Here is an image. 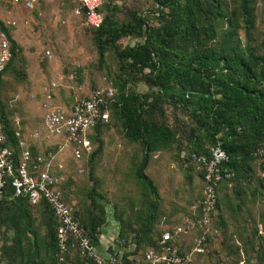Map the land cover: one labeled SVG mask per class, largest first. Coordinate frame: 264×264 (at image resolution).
<instances>
[{
	"label": "trees",
	"instance_id": "obj_1",
	"mask_svg": "<svg viewBox=\"0 0 264 264\" xmlns=\"http://www.w3.org/2000/svg\"><path fill=\"white\" fill-rule=\"evenodd\" d=\"M153 2L157 25L151 24L144 13L136 11H128L127 20L119 22L114 18L118 7L112 0L99 8L103 13L101 25L90 27L98 61L102 62L105 52L111 50L119 74L111 82L116 92L104 106L109 111V119L97 123L88 135L93 149L84 158L92 164L100 154L103 143L100 134L114 119L120 123L124 136L140 148L133 176L143 186L141 196L134 204V213L127 217L115 215L119 221L116 238L127 264H142L135 254L154 244L161 232L160 228L155 231L160 212L158 190L145 172L154 152L173 151L179 162L188 164V169L201 181V171L195 170L191 153H207L210 146L220 144L229 155L226 166L233 172L234 187L246 185L243 180L251 178L254 161L259 165L257 174L261 185L264 181L259 175V171L264 170V163H259L252 155L257 146L264 144V55L253 43L258 0H236L232 8L223 0ZM9 30L7 28L12 55L4 71L0 72V87L2 75L13 69L20 50ZM239 30L243 31V36ZM127 36L135 37L137 41L121 46L119 40ZM130 79L133 83L143 80L146 90H126ZM166 104L175 110L174 113L179 111L188 115L187 126L180 124L176 117L173 124L167 122ZM0 112L8 144L16 149L18 156L14 127L1 99ZM31 150L37 151L32 145ZM226 184L227 181L220 182L218 194ZM67 186L68 182L64 181L61 189L64 199L71 202ZM96 188L94 183L86 194L90 203L79 210L72 206V212L97 246L101 243L106 211L103 204L98 203L101 195ZM238 188L236 194L240 195ZM11 191L9 187L6 196L0 199V226L4 225L0 263L95 264L70 248L66 252L60 251L56 240L59 222L45 200L32 206L27 197H9ZM252 191L256 193V189ZM202 196L203 188L196 201ZM219 202L220 195L217 210L220 209ZM32 209L37 210L38 222ZM218 214L215 225L220 230L227 224ZM9 231L11 235L7 234ZM253 233L262 240L259 262L264 264V223ZM233 251H238V247Z\"/></svg>",
	"mask_w": 264,
	"mask_h": 264
},
{
	"label": "rangeland",
	"instance_id": "obj_2",
	"mask_svg": "<svg viewBox=\"0 0 264 264\" xmlns=\"http://www.w3.org/2000/svg\"><path fill=\"white\" fill-rule=\"evenodd\" d=\"M223 1L230 8L236 4V0ZM113 4L118 7L114 18L119 22L127 20L128 11H136L144 13L151 24H158L153 0H113ZM78 9L79 0H38L32 11L16 4L4 8L0 3V19L16 23L10 28L11 36L20 48L13 69L2 75L0 99L11 125L20 130L33 149L56 153V163L62 164L56 169L68 182L74 208L79 210L90 203L86 194L89 187L96 184L101 195L98 203L103 204L106 211L101 233L109 236L101 239L105 246L108 244L110 247L119 230L115 215L127 217L134 213V204L143 190L142 184L133 176L134 164L140 158L139 146L124 136L120 123L114 119L103 128L101 152L89 164L87 158L75 160L65 140L51 134L43 120L52 106L69 109L76 98L99 85L115 81L119 74L118 63L111 50L105 52L102 62L98 61L93 31L84 24ZM239 34L243 36V31L239 30ZM253 37L254 45L264 55V0L256 3ZM136 41L137 38L127 36L119 43L125 46ZM146 88L143 80L133 83L130 79L126 85V90L138 92H144ZM165 111L169 124L177 118L180 124L187 126V114L174 113L168 104ZM36 132L38 134L34 135ZM187 166L179 162L173 151L154 152L150 156L145 172L156 185L159 195L160 212L155 231L180 220L201 196L200 178L193 175ZM253 167L251 178L243 180L246 185L237 187L240 195L236 194L237 188L233 183L222 187L216 217L220 213L227 226L220 228L218 238L208 244L206 252L196 256L191 264H261L259 250L262 240L253 232L264 223V181L261 185L256 161ZM32 214L38 222L37 210L32 209ZM3 232L4 225H1L0 238ZM7 234L11 235V231ZM235 247L238 251H233ZM142 250L134 257L140 259Z\"/></svg>",
	"mask_w": 264,
	"mask_h": 264
},
{
	"label": "built area",
	"instance_id": "obj_3",
	"mask_svg": "<svg viewBox=\"0 0 264 264\" xmlns=\"http://www.w3.org/2000/svg\"><path fill=\"white\" fill-rule=\"evenodd\" d=\"M38 0H0L4 8L13 4L21 5L32 11ZM112 0H79L78 13H83L84 24L88 27H99L103 21V13L99 8ZM1 20V19H0ZM16 23L4 21L0 23V72L4 71L12 52L7 28ZM11 33V29L9 30ZM116 92L111 82L99 85L88 94L79 96L67 109L52 106L44 114V125L53 135L62 137L71 148L75 160L89 154L93 144L89 134L97 123H105L109 119V111L105 102ZM18 123V119H16ZM36 132L34 135H37ZM18 156L15 148L8 144L0 112V199L9 197H27L30 205L35 206L45 200L51 207L59 224L56 231L57 245L61 252L72 249L74 252L93 260L95 264H127L122 258L119 240L114 237L111 250L104 251L94 245L73 216L72 204L63 197L61 189L65 176L58 174L56 167L62 164L55 161V152H32L31 145L19 129H14ZM252 155L259 163H264V144L257 146ZM190 158L195 170L201 171L203 196L190 205L189 210L180 220L171 226L161 228L155 243L141 251L142 264H191L196 256L203 255L210 240L215 241L220 230L215 225L218 187L221 181L231 184L233 172L226 163L229 155L220 144L212 145L207 153H191ZM264 179V170L259 171ZM130 258V257H129Z\"/></svg>",
	"mask_w": 264,
	"mask_h": 264
},
{
	"label": "crops",
	"instance_id": "obj_4",
	"mask_svg": "<svg viewBox=\"0 0 264 264\" xmlns=\"http://www.w3.org/2000/svg\"><path fill=\"white\" fill-rule=\"evenodd\" d=\"M39 151H40V150H39ZM101 237H104L105 239H107L109 236L107 237L106 235H104V233H101ZM101 237H100V242H101V243H100V248H101L102 251H103V249H104V247H105V244L102 243L103 241H102ZM111 243H112V241H111ZM111 243H110V244H111ZM107 245H108V244H107ZM107 245H106V246H107ZM102 247H103V248H102ZM108 247H109V246H108ZM108 249L111 250V246H110Z\"/></svg>",
	"mask_w": 264,
	"mask_h": 264
}]
</instances>
